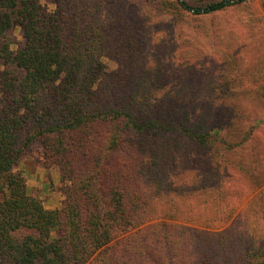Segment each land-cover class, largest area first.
<instances>
[{
  "label": "trees",
  "instance_id": "obj_1",
  "mask_svg": "<svg viewBox=\"0 0 264 264\" xmlns=\"http://www.w3.org/2000/svg\"><path fill=\"white\" fill-rule=\"evenodd\" d=\"M243 1L0 0V264H264V203L226 226L252 123L169 24ZM35 143L59 208L16 170Z\"/></svg>",
  "mask_w": 264,
  "mask_h": 264
},
{
  "label": "rangeland",
  "instance_id": "obj_2",
  "mask_svg": "<svg viewBox=\"0 0 264 264\" xmlns=\"http://www.w3.org/2000/svg\"><path fill=\"white\" fill-rule=\"evenodd\" d=\"M185 1L193 3L198 0ZM44 2L48 7H53L54 0H44ZM184 13L181 19L170 15L175 22L171 20L169 24L182 26L181 28L188 35L186 43L184 42L186 47L197 46V53L194 54L193 49L190 50V55H197L200 59L196 73L190 71L192 79L197 81L193 84L204 89L206 82L214 78L217 87L222 86L219 89L227 88L229 92L234 93L233 97L237 95L229 100L220 97L219 102L221 104L229 102L246 108V126L252 123L250 145L259 164L257 166L254 162L249 165H253L254 171H259L258 173L263 175L264 0H244L238 5L208 15ZM156 33H160V30ZM14 35L19 42L22 41L18 29L14 31ZM181 48L184 49V46L182 45ZM257 119L260 122H257ZM246 159L250 161V154ZM16 170L23 174L30 194L38 197L46 208L60 207L62 194L59 191L57 172L53 168L45 167L41 148L37 143L21 157ZM262 179L264 180L263 176ZM226 185L229 191L227 201L234 208L232 218L226 225L231 231L243 224L240 210L244 205L250 201L253 206L259 207L264 203V182L258 189L253 190L251 180L233 170ZM252 218L255 219L254 215ZM256 221H258V230L264 231V221L260 219Z\"/></svg>",
  "mask_w": 264,
  "mask_h": 264
}]
</instances>
